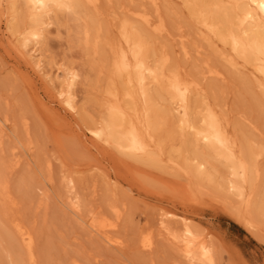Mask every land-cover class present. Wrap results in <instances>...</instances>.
<instances>
[{
    "label": "rangeland",
    "instance_id": "374dc122",
    "mask_svg": "<svg viewBox=\"0 0 264 264\" xmlns=\"http://www.w3.org/2000/svg\"><path fill=\"white\" fill-rule=\"evenodd\" d=\"M10 2L0 4V184L6 186V193L0 187V264H29L17 222L30 233L35 264H186L159 228L162 218L173 231L183 230L181 218L170 213L186 217L194 232L212 243L216 264H264V91L259 86L264 79L251 65L240 58L230 64L227 47L206 37L183 0H159L157 9L145 0H98L95 8L81 2L75 12L52 15L42 25L39 43L26 46L21 43L29 26L27 9L22 0H14L12 9ZM139 10L154 24L165 23L166 32L156 35L142 24L134 14ZM124 23L139 34L151 65L165 53V74L176 70L201 86L189 102L194 127L210 107L237 153L255 151L257 179L246 185L248 206L226 189L231 175L223 159L208 157L211 178L194 170L204 146L196 143L192 129H181L180 114L162 84H148L156 124L152 147L160 145L161 161L146 164L92 135L107 90L122 88L109 65ZM87 24L97 35L96 52L92 43H84ZM208 66L220 75H208ZM62 70L78 74L72 87L75 110L62 102ZM14 157L20 161L12 168ZM69 195L80 203L79 215L68 208ZM224 207L248 213L255 234ZM92 215L117 222L111 234L121 245L110 246L92 233L87 225ZM147 235L148 250L140 247Z\"/></svg>",
    "mask_w": 264,
    "mask_h": 264
},
{
    "label": "bare ground",
    "instance_id": "6f19581e",
    "mask_svg": "<svg viewBox=\"0 0 264 264\" xmlns=\"http://www.w3.org/2000/svg\"><path fill=\"white\" fill-rule=\"evenodd\" d=\"M2 1L3 0H0V4ZM22 1L27 9V17L29 21V26L27 29L25 28L26 30L22 36V46H26L29 41L33 44L39 43L43 35L42 25H46V20L50 19L52 15L55 16L57 12L62 10L75 12L81 2L91 4L94 6L93 8H95L98 2V0ZM145 1L147 2H145L146 4L150 3V5L157 9L159 0ZM226 1L229 3L226 4L224 0H183L189 10V13L191 14V17L203 30L206 37L213 42L218 40L219 44L221 43L222 46L227 47L228 53L224 55H228V61L230 64L234 65V59L240 58L243 63L251 65L254 71L264 79V0ZM10 3L12 4V9L14 0H11ZM139 11L141 12L134 13L136 17L139 21L141 20L142 24L148 26L149 28L152 27L153 32H156V35H160L164 30H166L164 28L165 23L163 24L160 21L154 24L153 21L155 20L152 21L148 13H145L143 10ZM87 25L84 26L82 32H80L83 34L84 43H92L94 49L93 51L96 52V48L98 46V41L96 40L97 35L93 33L89 24ZM120 34L121 42L113 49L110 55L109 66L112 75L119 80L122 88L120 87L121 89H119L117 87H112L107 90L104 104L102 103L104 110L103 115H101L102 119L100 118L101 122L98 127L91 129L92 135L96 139L114 147L119 153L126 154L146 164H154L161 161L160 145L156 142L157 147H152L154 138L151 132L156 130V124L153 116L155 112L153 110L154 106L152 104V98L148 93V84L150 82L162 84L160 89L166 95L167 101L173 104L174 109L180 114V120L182 123L181 129H192L193 138L196 143L204 146L200 149L201 151L199 150L198 161L194 164V170L197 171V174L203 179L208 176L210 177L211 175L207 176V173L209 172L206 170L208 157L210 156L211 159L213 157L223 159L229 169V172L227 173L231 175V178L229 176L230 180L227 179L226 189L231 192L234 191L236 196L239 197L240 203L244 202V204L248 206L250 204L251 193L246 191V185L250 184L257 176V169H255V163L253 162L255 151L247 154L244 151L242 154L237 153L234 141L230 138L231 136H229L226 127L221 123L222 119H220V116L218 117L214 110L210 107H207L201 115L199 119L200 124L194 127L189 120V102L192 93L200 92L201 86L197 83V81H193L194 79L190 78V80L186 77L180 76L176 70H170V72L168 71V74H165L167 70L164 71V67L168 62V56L165 53L157 58L154 66L151 65L144 52L145 44L140 40L141 38L139 39V34L137 35L130 29V27H128V24L124 23L122 25ZM182 48L184 50V46ZM184 53L186 54L187 52L184 50ZM208 68L205 71L208 75H213L215 77L220 75L218 71ZM62 73L64 76L62 81L65 83L66 87L64 94L61 95L62 102L69 109L75 110L72 87L76 82L78 74L74 71L70 72L67 70H62ZM259 84L260 87L262 86L261 88L264 91V82L260 81ZM162 94L163 93H161V95ZM196 150L198 149L196 148ZM240 152H242V149ZM18 159L16 158L15 160L14 157L12 160L15 161L10 167L19 163L20 160ZM169 159L168 161L170 162L171 159ZM172 162L173 161L170 163ZM210 163H212L211 160ZM187 164L184 162L183 166L185 167L186 165V167H188ZM176 165L174 168H176ZM191 169L188 173H191L193 170ZM129 170L131 172L138 171L135 168L133 169V167H130ZM168 185H170V183ZM0 187L6 193V186L4 187V185L0 184ZM179 187H181V185H179ZM73 196H68V208H71L75 214H78V212H80V203L77 200H74ZM4 197H6V195ZM224 209L241 222V225L247 228L251 233L255 234L253 229L255 226L248 219V213H240V210L237 207L233 210H230L227 207H224ZM160 214L162 213H159V215ZM170 214L181 218L183 230L181 231L178 227L179 229H176H178V231L180 230V233L176 230L173 231L174 227L170 228L168 223L167 225L164 224L165 219L163 220L162 218H160L159 221V228L164 233L166 239L177 248V252L185 260L186 264H216L214 256L215 252L212 243L207 242V239L205 240L203 236L199 235V233L196 234L197 231L194 232L195 230L191 228L193 225L190 226L191 223H186L188 220L186 217L179 216L175 213ZM94 216L96 215H92L90 217V221L87 223L92 233L94 232V234H100L103 241L110 246L116 247L121 245L120 239L115 237L116 234H111L112 231L114 232L117 222H111L104 218L98 219ZM14 228L19 235L23 246L25 247L24 249L26 250L29 264H35L30 233L18 222L14 223ZM151 246V237L148 235L144 236L140 241V247L148 250Z\"/></svg>",
    "mask_w": 264,
    "mask_h": 264
}]
</instances>
